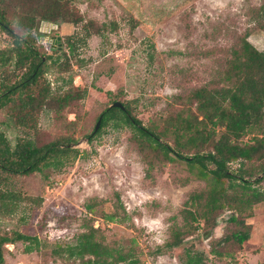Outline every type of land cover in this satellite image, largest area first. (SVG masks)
<instances>
[{"label":"rangeland","instance_id":"1","mask_svg":"<svg viewBox=\"0 0 264 264\" xmlns=\"http://www.w3.org/2000/svg\"><path fill=\"white\" fill-rule=\"evenodd\" d=\"M1 2L11 13L14 4L9 0ZM262 2L74 1L86 20L107 23V29L104 36L93 35L78 45L79 61H75L73 69L65 73L53 69L46 73L54 88L63 83L59 74L66 81L64 89L71 85L67 80L72 76V86L83 92V98L71 105L59 120L53 111L42 110L38 126L39 137L48 141L68 132L66 125L71 122L77 141L70 145L80 155L58 168L10 178L8 190L19 195L21 201L12 216L0 213V229L29 231L39 237L42 248L28 253L21 243L9 244L7 264H78L63 263L52 250L56 243L74 242L76 234L83 230L81 224L85 218L100 227L110 240L128 244L134 238L146 264H186L188 250L204 252L205 264H264V201L240 214L234 211L243 224L229 221L233 210L228 209L219 215L217 227L210 228L200 219L197 233L188 235L181 246L154 255L156 247L169 238L170 226L175 221L182 222L181 209L187 198L192 192L205 189L206 182L192 177L185 160L155 161L149 174L134 131L128 126L111 123L101 128L100 125L99 132L93 133L99 114L114 100L131 102L135 114L145 124L162 122L170 114L171 105L179 108L184 102L178 103L179 99L189 91L219 77L230 58L225 47L235 32L248 31L250 42L263 50L264 30L254 28L255 23L247 14L249 7ZM40 23L38 20L34 29L37 43L44 47L45 55L54 57L68 52L66 38L81 31L80 26L63 21L56 27ZM216 27L231 31L218 35ZM12 42L13 37L0 27V50L10 47ZM5 114L0 112L2 128H5L2 123ZM6 132L14 144L17 135L27 134L19 128H8ZM250 138L251 135L245 136L243 143ZM188 178L191 179L185 184ZM114 191L120 193L131 217L126 223L107 222L99 213L89 214L84 208L87 198L100 196L108 199L103 209L111 210ZM30 197L41 199V205L30 203ZM243 230L250 232L243 245L232 238L220 241L225 235ZM215 247L220 253L213 252Z\"/></svg>","mask_w":264,"mask_h":264},{"label":"trees","instance_id":"2","mask_svg":"<svg viewBox=\"0 0 264 264\" xmlns=\"http://www.w3.org/2000/svg\"><path fill=\"white\" fill-rule=\"evenodd\" d=\"M1 1L5 0H0V27L13 37V42L0 50V112L6 113L2 122L5 128L0 124V213L12 216L21 199L8 190L10 178L58 168L80 155L70 145L77 141L71 122L66 125L68 132L52 140L39 137L38 119L42 110L53 111L59 120L71 105L83 98V92L72 86V76L67 80L71 84L67 89L60 74L63 83L55 88L45 76L53 69L59 73L73 69L75 61H79L78 45L93 35L104 36L107 23L86 20L75 0H9L14 4L11 13ZM247 14L255 23L254 28L264 30V0L249 7ZM38 20L50 24L72 23L80 26L81 31L66 38L69 50L62 52L64 55H45L34 33ZM215 30L218 35L231 31L222 27ZM248 37V31L235 32L225 47L230 58L219 77L189 91L179 99L178 103L184 101L179 108L176 103L177 106L171 105L170 114L162 122L145 124L135 114L131 102L121 101L124 108L109 105L98 116L101 128L113 123L134 131L149 174L155 161L185 160L192 177L206 182L205 189L192 192L187 198L181 209L182 222L175 221L170 226L169 238L156 247L154 255L181 246L188 235L197 233L200 219L210 228L217 227L219 215L228 209L233 210L229 221L243 224L234 211L240 214L264 201V187H261L264 183V49H257ZM8 128L23 129L27 134L17 135L14 144L7 135ZM248 135L251 138L243 143L242 139ZM233 164L238 166L234 168ZM259 174L263 175L259 177ZM112 198L109 211L103 209L108 199L100 196L87 198L84 208L89 214L99 213L107 222L126 223L131 217L120 193L114 191ZM28 199L41 205L39 198ZM81 227L83 230L76 234L74 242L53 246L52 254L63 263L146 264L134 238L128 244L110 240L87 218ZM249 236L248 230L234 231L220 241L232 238L243 245ZM18 243L28 253L42 248L39 237L29 231L0 229V264H7L8 245ZM213 252L220 253L216 247ZM186 264H205L204 252L188 250Z\"/></svg>","mask_w":264,"mask_h":264},{"label":"water","instance_id":"3","mask_svg":"<svg viewBox=\"0 0 264 264\" xmlns=\"http://www.w3.org/2000/svg\"><path fill=\"white\" fill-rule=\"evenodd\" d=\"M41 24L43 25V24H47V23L44 22V21H42ZM51 25L52 26H55V27L57 26V24H54V23H52ZM111 106L112 107H121V108H124V105L121 102H119V101L114 102ZM100 124H101V119H99L97 121V123H96V126H95L94 131H93L94 134L98 131V129L100 127ZM262 175L263 174L259 175V177H261Z\"/></svg>","mask_w":264,"mask_h":264},{"label":"flooded vegetation","instance_id":"4","mask_svg":"<svg viewBox=\"0 0 264 264\" xmlns=\"http://www.w3.org/2000/svg\"><path fill=\"white\" fill-rule=\"evenodd\" d=\"M54 37V36H53ZM50 42H53V38L50 39Z\"/></svg>","mask_w":264,"mask_h":264}]
</instances>
